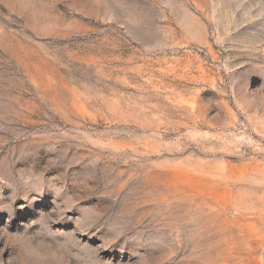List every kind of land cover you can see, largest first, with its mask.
<instances>
[{
	"label": "rangeland",
	"instance_id": "374dc122",
	"mask_svg": "<svg viewBox=\"0 0 264 264\" xmlns=\"http://www.w3.org/2000/svg\"><path fill=\"white\" fill-rule=\"evenodd\" d=\"M0 264H264V0H0Z\"/></svg>",
	"mask_w": 264,
	"mask_h": 264
}]
</instances>
